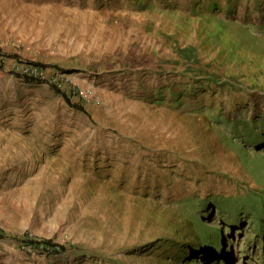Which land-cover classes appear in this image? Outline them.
<instances>
[{
  "label": "rangeland",
  "instance_id": "obj_1",
  "mask_svg": "<svg viewBox=\"0 0 264 264\" xmlns=\"http://www.w3.org/2000/svg\"><path fill=\"white\" fill-rule=\"evenodd\" d=\"M1 57L0 264H264V0H0Z\"/></svg>",
  "mask_w": 264,
  "mask_h": 264
},
{
  "label": "trees",
  "instance_id": "obj_2",
  "mask_svg": "<svg viewBox=\"0 0 264 264\" xmlns=\"http://www.w3.org/2000/svg\"><path fill=\"white\" fill-rule=\"evenodd\" d=\"M24 78L27 81H38L39 80V78H37L35 76H30V75H25ZM54 88L57 91H61L59 88H57V86H54ZM62 95L64 96V98L66 99V101L69 103V105L71 107H74V108L79 109V110H82V111L84 110V106H82V105L77 104L76 102H74L65 92H62ZM261 212L264 215V202H263V205H262ZM257 218H259V228L261 230H263V227H264V216L262 217L259 214V215H257ZM29 243H31L35 247L41 245L45 249H53V247L56 246V244L53 243L52 240H49V239H35V238H30L29 239ZM62 248H63V246H62ZM201 248H203V252H205L209 248V246L201 247Z\"/></svg>",
  "mask_w": 264,
  "mask_h": 264
},
{
  "label": "built area",
  "instance_id": "obj_3",
  "mask_svg": "<svg viewBox=\"0 0 264 264\" xmlns=\"http://www.w3.org/2000/svg\"><path fill=\"white\" fill-rule=\"evenodd\" d=\"M6 61L0 58V66L3 67L5 65ZM14 71L16 73L22 74V75H40V72L42 74V71L39 70V68H32V67H27L25 68L24 66H15ZM40 71V72H39Z\"/></svg>",
  "mask_w": 264,
  "mask_h": 264
},
{
  "label": "bare ground",
  "instance_id": "obj_4",
  "mask_svg": "<svg viewBox=\"0 0 264 264\" xmlns=\"http://www.w3.org/2000/svg\"><path fill=\"white\" fill-rule=\"evenodd\" d=\"M230 44V43H229ZM235 44V43H234ZM238 46V45H237ZM227 48V47H226ZM234 50H236V51H240V52H244L245 53V48H239V47H236V48H233ZM250 50V49H249ZM252 51H254V50H252ZM227 52H229V50L227 51ZM247 55H250V54H247ZM246 55V56H247ZM250 57V56H249ZM240 58H242V57H240ZM239 58V59H240ZM247 59V58H246ZM260 60V59H259ZM225 62V61H224ZM254 62V61H253ZM255 63V62H254ZM261 63V62H260ZM260 66H261V64H259ZM258 68H260V67H258Z\"/></svg>",
  "mask_w": 264,
  "mask_h": 264
}]
</instances>
